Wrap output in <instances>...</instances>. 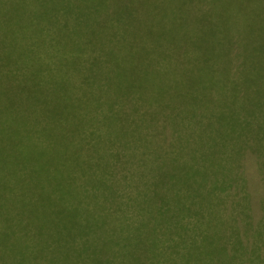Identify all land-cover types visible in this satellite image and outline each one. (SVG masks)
<instances>
[{"label": "trees", "instance_id": "obj_1", "mask_svg": "<svg viewBox=\"0 0 264 264\" xmlns=\"http://www.w3.org/2000/svg\"><path fill=\"white\" fill-rule=\"evenodd\" d=\"M258 111L264 0H0V264H264Z\"/></svg>", "mask_w": 264, "mask_h": 264}, {"label": "rangeland", "instance_id": "obj_2", "mask_svg": "<svg viewBox=\"0 0 264 264\" xmlns=\"http://www.w3.org/2000/svg\"><path fill=\"white\" fill-rule=\"evenodd\" d=\"M87 6H88V5H87ZM10 8H11V7H10ZM75 10H77L78 12L80 11V9L77 8V7L75 8ZM150 19H151V17H150ZM90 20H91V19L89 18V19H87L86 21L89 22ZM11 42L13 43L14 41L11 39ZM258 106H259L258 104H253V105H252V108H253V109H257V108L261 109V106H260V107H258ZM186 114H187V113H186ZM182 120H183V119H182ZM182 120H181V121H182ZM254 120H255L256 124H257V123L259 124V126L264 125V122H263V111H258L256 114H254ZM185 123H188V122L185 121ZM181 125H182V128L185 127L183 121H182V124H181ZM161 138L164 139V134L161 135ZM168 138H170V137H168ZM176 140H177L176 138H172V140H171V142H172V144L174 145V147H176V145H177V144L174 143V142H177ZM160 142H161V141H160ZM158 146H159V147H160V146L162 147L161 143H160V145H158ZM163 150H164V148H163ZM122 181H123V180H121V181L118 180V181H113L112 183H113L115 189L118 190V191H119V194L121 195V198L117 201V204H119L121 207L125 208V207H124L123 200H122V197H123L124 195L128 194V193H131V192H128V191H130V190L134 191V189H128V188H126V182H122ZM132 194H134V193H132ZM234 200H235V201H241V197H240L238 194H236ZM221 209H224V207H221ZM193 222H194V221H193ZM190 226L192 227L193 225L190 224Z\"/></svg>", "mask_w": 264, "mask_h": 264}]
</instances>
